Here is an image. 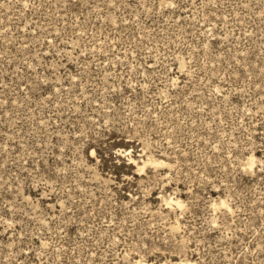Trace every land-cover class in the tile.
Segmentation results:
<instances>
[{"label":"rangeland","instance_id":"obj_1","mask_svg":"<svg viewBox=\"0 0 264 264\" xmlns=\"http://www.w3.org/2000/svg\"><path fill=\"white\" fill-rule=\"evenodd\" d=\"M264 264V0H0V264Z\"/></svg>","mask_w":264,"mask_h":264},{"label":"bare ground","instance_id":"obj_2","mask_svg":"<svg viewBox=\"0 0 264 264\" xmlns=\"http://www.w3.org/2000/svg\"><path fill=\"white\" fill-rule=\"evenodd\" d=\"M180 264H190L189 262H180Z\"/></svg>","mask_w":264,"mask_h":264}]
</instances>
